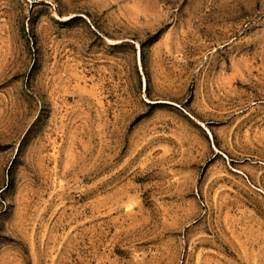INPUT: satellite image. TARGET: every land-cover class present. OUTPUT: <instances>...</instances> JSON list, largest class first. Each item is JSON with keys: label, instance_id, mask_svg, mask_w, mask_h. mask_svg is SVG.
I'll list each match as a JSON object with an SVG mask.
<instances>
[{"label": "rangeland", "instance_id": "rangeland-1", "mask_svg": "<svg viewBox=\"0 0 264 264\" xmlns=\"http://www.w3.org/2000/svg\"><path fill=\"white\" fill-rule=\"evenodd\" d=\"M0 264H264V0H0Z\"/></svg>", "mask_w": 264, "mask_h": 264}, {"label": "snow or ice", "instance_id": "snow-or-ice-1", "mask_svg": "<svg viewBox=\"0 0 264 264\" xmlns=\"http://www.w3.org/2000/svg\"><path fill=\"white\" fill-rule=\"evenodd\" d=\"M0 227H2V225H0Z\"/></svg>", "mask_w": 264, "mask_h": 264}]
</instances>
